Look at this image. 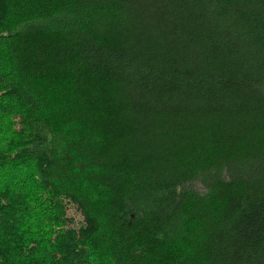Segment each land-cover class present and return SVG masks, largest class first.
<instances>
[{
    "label": "trees",
    "instance_id": "obj_1",
    "mask_svg": "<svg viewBox=\"0 0 264 264\" xmlns=\"http://www.w3.org/2000/svg\"><path fill=\"white\" fill-rule=\"evenodd\" d=\"M0 264H264V0H0Z\"/></svg>",
    "mask_w": 264,
    "mask_h": 264
},
{
    "label": "rangeland",
    "instance_id": "obj_2",
    "mask_svg": "<svg viewBox=\"0 0 264 264\" xmlns=\"http://www.w3.org/2000/svg\"><path fill=\"white\" fill-rule=\"evenodd\" d=\"M194 187L199 192H203L204 191V188H203V186L200 183H195ZM68 214H69V217H72V218H74L76 220V224H78L79 222L82 221L80 215L77 214L75 212V210L71 209Z\"/></svg>",
    "mask_w": 264,
    "mask_h": 264
}]
</instances>
